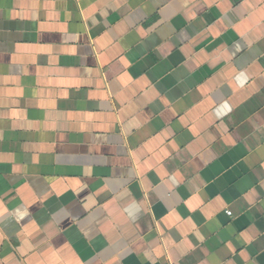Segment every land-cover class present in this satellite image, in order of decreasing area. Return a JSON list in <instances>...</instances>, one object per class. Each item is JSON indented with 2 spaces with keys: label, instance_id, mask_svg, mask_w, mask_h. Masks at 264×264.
<instances>
[{
  "label": "crops",
  "instance_id": "obj_1",
  "mask_svg": "<svg viewBox=\"0 0 264 264\" xmlns=\"http://www.w3.org/2000/svg\"><path fill=\"white\" fill-rule=\"evenodd\" d=\"M0 264H264V0H0Z\"/></svg>",
  "mask_w": 264,
  "mask_h": 264
},
{
  "label": "built area",
  "instance_id": "obj_2",
  "mask_svg": "<svg viewBox=\"0 0 264 264\" xmlns=\"http://www.w3.org/2000/svg\"><path fill=\"white\" fill-rule=\"evenodd\" d=\"M226 215L227 216H231V212H226Z\"/></svg>",
  "mask_w": 264,
  "mask_h": 264
}]
</instances>
